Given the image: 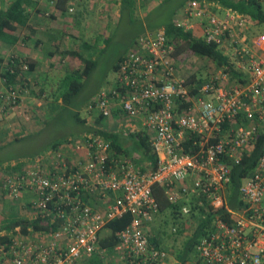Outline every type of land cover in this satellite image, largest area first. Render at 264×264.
Wrapping results in <instances>:
<instances>
[{"label":"built area","instance_id":"1","mask_svg":"<svg viewBox=\"0 0 264 264\" xmlns=\"http://www.w3.org/2000/svg\"><path fill=\"white\" fill-rule=\"evenodd\" d=\"M209 4L188 1L184 20L176 25L194 34V20L202 38L216 45L248 80L225 86V76L211 77L191 95L173 69L174 44L165 30L139 35L121 59L114 85L100 88L89 108L103 117L118 109L142 121L158 156L156 169L140 171L127 157L115 156L109 141L92 133L67 140L69 152L50 149L25 161L0 186L16 201L25 196L20 204L26 218L40 217L55 228L47 232L27 227L23 232L17 225L0 230V264H85L98 251L105 224L125 213L131 221L116 233L114 247L123 263H162L167 250L152 244L145 229L159 210L153 184L163 187L171 204L195 197L198 204L224 206L229 214V222L213 220L189 264H264V147L254 171L239 186L242 205L237 209L226 205L230 169L224 161L227 155L239 162L242 147L257 131L256 121L264 120V56L248 39L251 21L230 9L216 13ZM257 42L264 43V33ZM10 63L11 72L28 69L24 61ZM240 117L244 121L233 126ZM225 124L229 128L223 133ZM187 139L191 143L185 149ZM180 215H191L189 203L181 206Z\"/></svg>","mask_w":264,"mask_h":264},{"label":"rangeland","instance_id":"2","mask_svg":"<svg viewBox=\"0 0 264 264\" xmlns=\"http://www.w3.org/2000/svg\"><path fill=\"white\" fill-rule=\"evenodd\" d=\"M8 1L0 0V7H3ZM105 2L108 4V2L111 3L113 0H105ZM116 24V28L108 31L109 35L98 37L90 49L82 46V42L85 41L83 39L84 35L81 38L77 31L70 33L72 34L73 43L69 48H65L66 53L60 52L56 55L55 62L52 63L53 67H51L47 76V86L42 89L39 88L40 82H35L37 77L31 78L28 71L22 72L23 78L21 81L20 77H18L16 82L9 86H6L3 77L0 76V109L3 111L1 118L6 120L0 121V143L16 134L15 131L17 130L15 128L17 127L14 126L13 128L10 123L14 124L21 122V119H30L40 125L39 129L36 126V129L30 131L25 137L0 147V160L8 162V164L0 165V181L11 172L10 159H16L15 162L22 159V164H25L26 160H30L27 157L39 152H45L55 140H60L65 136L79 138L85 125H81L77 121L76 113L88 123L96 125L95 121H97L98 113L89 108L90 102L96 99L100 88L110 87L114 83L118 72V67H115V63L120 54L128 52L132 48L133 42L131 38L139 29L137 21H128L126 17H123L119 22L116 21ZM79 32L81 33V31ZM260 32L264 33V25ZM181 46L177 51L178 55L174 56L172 63L173 69L177 68L180 76L186 77L190 74H196V76L198 75L202 78L225 76L222 81L225 86L234 84L229 81L227 75H224L222 68L213 60L207 57L187 54L184 46ZM78 55L81 58H93L96 61V65L89 76L83 79L84 84L80 91L72 96L67 103H62V94L70 91L69 86L62 82L63 76L65 73L77 68L81 69L83 66V62ZM12 56L16 55L12 54ZM10 57L11 55L4 58L1 56L0 75L2 71L8 69V59ZM12 94L16 97L14 101ZM94 113L96 115H93ZM131 122H139L143 126L142 121ZM128 132L131 131L126 129L125 133ZM59 148L64 152L70 151L66 143H62ZM21 201L23 199L16 201L9 197L0 186V223L3 221L2 218H7L14 214L25 218L28 216V212L21 207ZM184 220V228L181 235H175L172 232L173 227H177V225H174L173 216L168 211H161L153 215L152 219L146 223L145 229L148 236L155 239L161 238L163 246L167 249V256L160 264H177L179 262L178 255L181 252L182 245L190 235L197 219L196 216H190L189 218L184 217ZM95 255L101 260V264H124L120 252L115 248H98V251L94 253ZM196 256V250L191 252L184 264L191 263ZM85 264H88V262Z\"/></svg>","mask_w":264,"mask_h":264},{"label":"trees","instance_id":"3","mask_svg":"<svg viewBox=\"0 0 264 264\" xmlns=\"http://www.w3.org/2000/svg\"><path fill=\"white\" fill-rule=\"evenodd\" d=\"M170 1L172 3V0H164L162 6L165 5L167 7V5H169L171 8ZM177 1L179 2L178 6L176 7L179 8L180 6H184L188 1L191 0ZM197 1H205L211 3L209 4V8L216 13H222V9L226 8L243 14L244 17L247 20L253 22L252 24L254 25H260L264 23V9L258 0ZM134 2L135 0H121V17H126L129 21L134 20ZM175 2L176 1L173 0V3ZM28 5L29 0H10L6 2V4L2 8H0V41H3L8 45L15 44L18 41L19 37L12 32H14L18 27L27 26V22L30 17V13L27 10ZM166 7L163 8L164 11L162 10V19H164L169 14L168 11H170V9L168 8V10ZM164 28L167 38L174 44V52L172 57L178 55L177 51L179 50V47H182L181 45H183L187 54L207 57L213 60L219 67L222 68V71L225 73V75H227L230 82L234 84H243L248 80V76L246 75V73L236 67L234 63L230 62L229 58L224 55L221 50L218 49L213 43H208L204 39L195 36L192 32L184 30L182 27L177 26L175 21H168ZM135 37L136 36L133 35V37L131 38L132 42L137 38ZM84 47L89 48L90 45H85ZM66 52L67 51H65V53ZM124 54L119 55L115 63V67L119 66ZM12 59H15L16 61L26 62L28 64V69L25 71H20V69L17 68L14 72H11L9 70V65L11 64L10 62ZM81 60L83 62V66L81 69L77 68L70 72H67L62 78L63 84L65 82L66 86H69L70 88L69 92H65L64 94H62V103H67L72 96L76 95L80 91L84 84L83 79L89 76L90 72L96 65V61L93 58H81ZM33 66V63L27 58L21 56H11L8 59V69L2 71L0 76L3 77L6 86H9L12 83H15L16 78L18 77H20L21 81L23 78L22 72H31ZM182 78L185 80L190 94L195 95L199 91L200 87L210 80L211 76L202 78L198 75L196 76V74H190L189 76H184ZM67 90L69 89L67 88ZM91 102H93V100H91ZM75 117L81 125H85L83 129L88 132L87 134H97L103 137L105 140L109 141L111 150L115 156L127 157L134 165H138L137 167H139L140 171L142 172L148 170L152 171L156 169L158 165V156L152 147L149 134L144 128L128 133H125L124 131L114 132L100 126L89 125L88 122L84 118L80 117L78 113L75 114ZM102 118L103 115L98 114L96 120L100 121ZM237 121L241 122L244 120L240 117L237 119ZM227 128H229V124H225L223 126V133ZM256 129L257 131L254 134V138L249 140L248 143L242 147L241 157L238 163H236L233 158L228 157L227 155L224 156V161L230 169V183L227 187L226 205L231 209H237L240 205H242V201L239 198V186L242 180L252 174V172L254 171L258 158L264 147V120L256 121ZM67 138L69 137L65 136L60 140L53 141L50 144L49 149H58L59 146L67 140ZM73 139L76 138L73 137ZM190 143L191 140L189 141L187 139L186 141H184L185 149H188ZM152 190L153 196L159 205V210L157 211V213L161 211H168L170 215L173 216V223L174 225H177V227L175 226L176 231L173 232L172 230L175 235H181L182 229L184 228L185 220L184 218L182 219L180 215V208L183 204L189 203L191 206V215L185 217L189 218L190 216H196L197 220H195V225L191 229L190 235L185 239L182 245L181 252L178 255L179 262L177 264H184L186 262L189 254L195 251V246L198 243L199 239L203 235H205L211 228L212 222L216 217H222L227 222L230 221L229 214L224 206L214 208L206 201L198 204V199L195 197H191L188 202H186V200H183L177 204H171L166 198L163 187L158 184H153ZM22 199L25 200V196L22 197ZM2 220V223H0V230H10L17 225H20L23 232L26 231L27 227L33 228L34 231L42 230L47 232H51L55 228L54 224H50L42 220L40 217H37L35 219H28L25 217H19L14 214L10 217L2 218ZM130 221L131 215L129 213H125L122 216H118L109 220L100 231L98 241L99 248H114L118 243L116 233L127 226ZM149 239L152 244L163 247L165 250H167L166 247L163 246L161 238L155 239L154 237H150ZM88 264H101V260L96 257V255H93L88 260Z\"/></svg>","mask_w":264,"mask_h":264},{"label":"crops","instance_id":"4","mask_svg":"<svg viewBox=\"0 0 264 264\" xmlns=\"http://www.w3.org/2000/svg\"><path fill=\"white\" fill-rule=\"evenodd\" d=\"M163 1L164 0H135L133 16L136 15L134 20L139 23V29L134 34L136 37L146 32H154L158 29L165 30L164 26L168 21L184 20V6H180L179 8L176 7L179 1L174 0L176 1L175 3H173V0L172 3L170 1L171 8L169 5H167V7L165 5L162 6ZM108 4L105 0H59L57 3H53L50 0H29L27 10L30 13V17L27 26L18 27L12 32L19 37L15 44L8 45L0 41V60L1 56L4 58L8 55L12 56V54L27 58L34 65L32 71L29 72L30 76L31 78L37 77L35 82H40L41 85L39 88L42 89L47 86V76L51 67H53L52 63L55 62L54 59H56V55L60 52H65V48H69V46L72 45L73 38L70 33L77 31L81 38L84 35L85 37L83 36V39L85 41L82 42V46L90 45L88 48L90 49L98 37H105L109 35L108 31L110 29L116 28V21L119 22L123 18L120 14L121 0H113L111 3L108 2ZM69 7L73 8V12L68 11ZM165 7L170 9V11H168L170 15L168 14L162 19V10L164 11L163 8ZM262 7L264 9V5ZM192 25L194 27L193 31H195L194 35L202 38L201 30L194 20H192ZM248 26V39L252 40V46L255 47L256 51L264 56V43L257 44L258 38L260 34H262L260 31L263 27V23L260 25L249 23ZM78 30L81 31V33ZM190 32H192V30ZM124 53L125 52L121 55ZM229 61L231 62L230 59ZM175 73L177 76H180L177 68H175ZM113 85L114 84H112L111 87ZM1 114H3V111L0 109V121H6L2 120ZM93 115H96V113ZM131 121L140 120L127 117L120 110L114 109L110 116L103 117L100 121H95V124L96 126L114 132H125L126 129L138 131L144 128L139 122L134 123ZM88 124L93 126L91 123ZM239 124L240 121L236 120L233 126ZM10 125L13 128L14 126L17 127L15 128V130H17L15 131L16 134L12 138H7L2 141L0 147L25 137L30 131L36 129V126H38L37 129H39L40 126L30 119H21V122H16L14 124L10 123ZM83 130L82 128L79 138H82L88 133ZM69 139L73 138H67V140ZM49 148L45 152H39L27 158L33 159L44 155L49 151ZM13 159L14 158H12V160L10 159V165L12 166L11 170L20 167L23 163L20 158V160L16 162V159ZM3 164H8V162L0 160V165Z\"/></svg>","mask_w":264,"mask_h":264}]
</instances>
